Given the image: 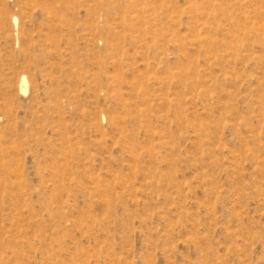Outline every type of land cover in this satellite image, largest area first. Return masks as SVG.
<instances>
[{
    "label": "rangeland",
    "instance_id": "obj_1",
    "mask_svg": "<svg viewBox=\"0 0 264 264\" xmlns=\"http://www.w3.org/2000/svg\"><path fill=\"white\" fill-rule=\"evenodd\" d=\"M0 264H264V0H0Z\"/></svg>",
    "mask_w": 264,
    "mask_h": 264
}]
</instances>
